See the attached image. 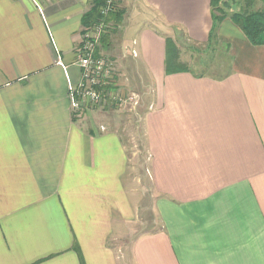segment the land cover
<instances>
[{
    "label": "crops",
    "instance_id": "obj_1",
    "mask_svg": "<svg viewBox=\"0 0 264 264\" xmlns=\"http://www.w3.org/2000/svg\"><path fill=\"white\" fill-rule=\"evenodd\" d=\"M114 1L111 90L139 103L74 111L94 0H0V264H264V44L225 18L224 75L168 69L167 37L208 42L211 0ZM125 112L156 230L134 227Z\"/></svg>",
    "mask_w": 264,
    "mask_h": 264
},
{
    "label": "rangeland",
    "instance_id": "obj_2",
    "mask_svg": "<svg viewBox=\"0 0 264 264\" xmlns=\"http://www.w3.org/2000/svg\"><path fill=\"white\" fill-rule=\"evenodd\" d=\"M114 1V0H113ZM115 8L118 9L115 4ZM135 21H138L137 16L133 15ZM113 31L110 26L107 32ZM103 44L99 42L96 44L95 49L99 50L98 55H107L103 52ZM179 46H176L179 53L178 64L186 65L188 70L194 73L209 74L210 76L220 77L224 75V71L229 69V55L228 45L219 43L216 38L214 41L204 44L188 43L180 37L178 41ZM175 61V60H174ZM176 62L171 63L172 66ZM175 66V67H176ZM111 86L114 89V82H111ZM128 92V91H127ZM130 93H139V90H132ZM128 93V94H130ZM119 104L122 102L115 101ZM133 112H125L122 117L126 119L125 133H126V145L128 148L129 162L128 170L125 176V185L132 187V198L134 205H137V213L134 219V227L138 231L156 230L158 228V221L152 210V187L149 178V172L147 170V149L140 130V123L132 117Z\"/></svg>",
    "mask_w": 264,
    "mask_h": 264
},
{
    "label": "built area",
    "instance_id": "obj_3",
    "mask_svg": "<svg viewBox=\"0 0 264 264\" xmlns=\"http://www.w3.org/2000/svg\"><path fill=\"white\" fill-rule=\"evenodd\" d=\"M115 9L113 0H104L99 8L101 17L83 31L82 46L77 58L80 79L74 87L70 88L71 105L74 111L89 109L103 102L119 101L128 104L130 108L136 107L139 103L140 97L136 93L121 96L106 88L114 75L113 63L106 57L94 55L95 45L111 24L105 17ZM100 129L104 130V127L100 126Z\"/></svg>",
    "mask_w": 264,
    "mask_h": 264
},
{
    "label": "trees",
    "instance_id": "obj_4",
    "mask_svg": "<svg viewBox=\"0 0 264 264\" xmlns=\"http://www.w3.org/2000/svg\"><path fill=\"white\" fill-rule=\"evenodd\" d=\"M104 0H94L90 11L84 15L83 23L86 27L95 23L100 17L99 8L103 5ZM211 16L212 28L208 38V43L214 41L215 30L218 24L225 18H229L246 36V38L255 45L264 44V0H211ZM123 11L115 9L106 17V21L110 22L112 29L121 21ZM105 37L102 34L100 42ZM166 68L171 67V63H175L172 67L178 71H187L186 65L176 66L180 61L178 49L174 41L166 38ZM175 60V61H174ZM176 66V67H175ZM106 88L112 89L111 82Z\"/></svg>",
    "mask_w": 264,
    "mask_h": 264
}]
</instances>
